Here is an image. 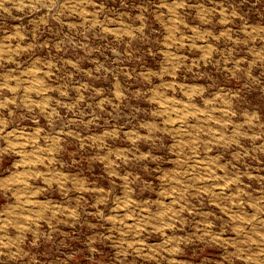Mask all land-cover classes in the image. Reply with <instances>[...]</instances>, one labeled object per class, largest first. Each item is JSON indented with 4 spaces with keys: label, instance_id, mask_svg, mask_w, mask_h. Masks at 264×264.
Wrapping results in <instances>:
<instances>
[{
    "label": "rangeland",
    "instance_id": "obj_1",
    "mask_svg": "<svg viewBox=\"0 0 264 264\" xmlns=\"http://www.w3.org/2000/svg\"><path fill=\"white\" fill-rule=\"evenodd\" d=\"M0 264H264V0H0Z\"/></svg>",
    "mask_w": 264,
    "mask_h": 264
}]
</instances>
